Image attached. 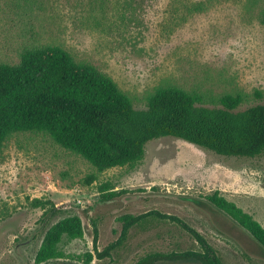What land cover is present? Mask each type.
<instances>
[{
  "label": "rangeland",
  "instance_id": "1",
  "mask_svg": "<svg viewBox=\"0 0 264 264\" xmlns=\"http://www.w3.org/2000/svg\"><path fill=\"white\" fill-rule=\"evenodd\" d=\"M198 2L206 10L190 12ZM262 11L264 0H0V62L16 64L24 48L56 45L109 77L135 108H145L157 88L176 86L206 107L240 95L245 110L264 104ZM144 151L133 168L98 173L45 134L11 136L0 151V264H38L48 228L74 214L83 238H63L62 258L41 264H135L149 253L200 250L177 224L152 216L109 257H97L94 230L101 252L118 240L124 216L149 211L183 220L223 264H264L260 245L206 200L217 191L264 229V155L220 157L171 137L147 142ZM106 183L117 191L109 201L100 192ZM34 199L62 213L47 215Z\"/></svg>",
  "mask_w": 264,
  "mask_h": 264
},
{
  "label": "trees",
  "instance_id": "2",
  "mask_svg": "<svg viewBox=\"0 0 264 264\" xmlns=\"http://www.w3.org/2000/svg\"><path fill=\"white\" fill-rule=\"evenodd\" d=\"M206 10L198 2L189 9ZM261 23L264 25V11ZM220 107L202 106L201 97L176 86L157 88L143 109L135 108L130 98L107 76L90 65L75 62L56 45L24 48L16 64L0 62V151L18 133L45 134L63 149L77 154L98 173L114 168H133L142 161L147 142L164 137L182 140L220 157L255 159L264 155V104L239 110L240 95L219 98ZM94 176L86 180L90 184ZM106 201L117 191L106 183ZM211 203L243 228L264 251V229L252 216L217 191L207 197ZM34 208L55 216L62 209L49 200L34 199ZM158 216L177 224L198 244V251L149 253L135 264H158L191 260L197 264H223L207 240L183 220L173 215L149 211L124 216L119 238L97 257L110 253L126 238L129 230ZM94 223V222H93ZM83 238L82 221L77 215L64 216L46 231L36 252L38 264L62 258L59 245Z\"/></svg>",
  "mask_w": 264,
  "mask_h": 264
},
{
  "label": "water",
  "instance_id": "3",
  "mask_svg": "<svg viewBox=\"0 0 264 264\" xmlns=\"http://www.w3.org/2000/svg\"><path fill=\"white\" fill-rule=\"evenodd\" d=\"M165 262H158V264H163ZM167 264H197L195 262H192L191 260H178L175 262H166Z\"/></svg>",
  "mask_w": 264,
  "mask_h": 264
}]
</instances>
